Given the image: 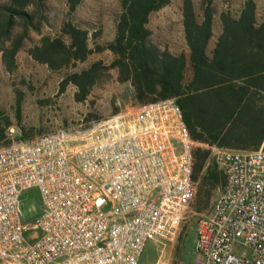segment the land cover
Segmentation results:
<instances>
[{
    "label": "built area",
    "instance_id": "2783aa9c",
    "mask_svg": "<svg viewBox=\"0 0 264 264\" xmlns=\"http://www.w3.org/2000/svg\"><path fill=\"white\" fill-rule=\"evenodd\" d=\"M194 146L175 99L134 97L88 124L1 145L0 264H139L149 241L181 232ZM212 158L224 182L198 223L196 264H264V148ZM29 189L41 215L24 222Z\"/></svg>",
    "mask_w": 264,
    "mask_h": 264
},
{
    "label": "trees",
    "instance_id": "16d2710c",
    "mask_svg": "<svg viewBox=\"0 0 264 264\" xmlns=\"http://www.w3.org/2000/svg\"><path fill=\"white\" fill-rule=\"evenodd\" d=\"M81 0H68L70 14ZM115 34L104 44L90 41V33L72 19L63 21L60 33L42 34L48 24L46 0H0V53L9 72L31 31L42 34L28 54L51 70L85 62L95 53L110 51L113 60H101L71 72L61 82L77 87L75 100L84 102L95 85L111 70L119 83H129L139 103L175 99L190 138L204 145L193 147V180L199 186L197 208L209 206L211 192L224 182L211 147L257 150L264 141V0L262 12L255 0H243L239 9H223L215 34V0H202L199 8L185 0L183 33L187 50L175 52L160 45L149 26L151 15L170 0H119ZM17 119L21 110L18 104ZM12 117L0 107V146L12 142ZM18 140L30 141L33 133L20 125Z\"/></svg>",
    "mask_w": 264,
    "mask_h": 264
},
{
    "label": "rangeland",
    "instance_id": "374dc122",
    "mask_svg": "<svg viewBox=\"0 0 264 264\" xmlns=\"http://www.w3.org/2000/svg\"><path fill=\"white\" fill-rule=\"evenodd\" d=\"M48 4V24L42 27V34L55 36L60 33L64 20L72 19L80 27L89 30L91 45L111 41L115 34V18L120 10L119 0H81L75 12L70 14L68 0H46ZM185 0H170L169 5L151 15L149 26L153 37L160 45H167L172 51L187 50L182 23V8ZM199 8L202 0H193ZM262 12L263 0H255ZM243 0H215L217 10L215 34L221 30L218 19L223 9H239ZM42 34L31 31L24 48L17 54L16 67L9 72L0 53V107L13 119L14 126L9 129V138L18 140L20 125L33 133V138L61 127L88 124L109 116L115 111L117 99L128 101L133 97L129 83H119L115 70L103 76L94 86L84 102L75 100L77 87L70 83L61 92V82L71 72L88 67L101 60L109 64L113 60L110 51L95 53L85 62L60 70H51L46 64L35 61L27 52L38 44ZM21 117L17 119V106ZM209 163H213V158ZM221 187V186H220ZM220 187L208 197L209 206L201 211L197 208L196 194L188 206L181 232L174 240H151L147 243L139 264H196L194 251L197 226L201 219L212 212ZM21 208L24 222H33L41 215V196L38 189L22 193ZM239 254L245 251L237 246Z\"/></svg>",
    "mask_w": 264,
    "mask_h": 264
},
{
    "label": "crops",
    "instance_id": "0c3cea01",
    "mask_svg": "<svg viewBox=\"0 0 264 264\" xmlns=\"http://www.w3.org/2000/svg\"><path fill=\"white\" fill-rule=\"evenodd\" d=\"M192 141L194 142L195 145H199L200 144V145H204L205 146V144H201V143L196 142L194 140H192ZM213 148H217V147H215V146L211 147V149H213ZM261 148H264V141H263V144L261 145V147L259 149H261ZM223 149H227V150H231V151H236V152H252V151L259 150V149H257V150H240V149H229V148H223Z\"/></svg>",
    "mask_w": 264,
    "mask_h": 264
}]
</instances>
